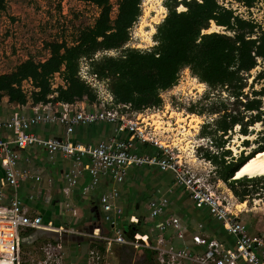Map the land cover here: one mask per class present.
<instances>
[{"label": "built area", "instance_id": "built-area-1", "mask_svg": "<svg viewBox=\"0 0 264 264\" xmlns=\"http://www.w3.org/2000/svg\"><path fill=\"white\" fill-rule=\"evenodd\" d=\"M218 3L226 9L233 10L234 15L254 22H256L255 8L262 5L264 9L262 0L252 6H248L243 0H234V2L218 0ZM67 43L69 44L68 41ZM99 54L101 51H98L93 58L82 57L78 71L80 79L86 82L97 96L96 100L91 102V108L75 109L66 103L62 110L45 106L32 116L16 111L7 119L0 118V128H6L13 133L11 139L0 138V161L4 171L3 177L0 178V264H24L21 245L22 233L25 231L39 229L59 232L77 231L58 225L53 220L46 221L42 215L32 213L23 202L19 192L21 181L28 178L40 180L41 176L30 168L21 169L18 166L20 153L13 149V143L20 148L44 147L51 156L56 152H62L72 157V164L64 174L66 193L69 188L77 184L84 170L88 171L91 178L83 187L84 193L94 189L102 175H110L115 181L122 182L131 166L156 165L161 170L172 171L176 185L188 191L196 206L209 208L212 216L219 220L225 231L234 237V246L229 247L219 240L196 234L193 240L206 246L203 254H192L185 249L176 251L163 249L159 244L164 241L165 230L175 228L182 234L179 218L170 216L157 225L158 245L150 244L149 236L143 234L146 240L144 245L156 251L161 264H184V260H189L190 264H264V234L251 233L245 221L241 219L238 208L222 195L216 184L212 183L211 177L216 174L215 166L211 159L199 153L201 146L204 149L208 148L206 142L188 139L185 127L177 122L176 114L183 111H178L173 100L174 97L185 95V91L179 92L180 90L176 91L172 89L173 87L162 90L160 105L134 110L130 103L122 104L116 101L110 87V76L100 74L92 65ZM190 72L189 67H183L179 72L178 81H181L183 73L188 77ZM56 79L58 81H55ZM51 84L52 88H57L59 85L67 86V82L59 72L51 77ZM173 86L177 87L176 84ZM198 92L202 93V90L198 89ZM98 121L118 123L117 132L127 130L132 138H138L157 147L159 153H139L131 138L122 139L112 136L96 144H81L70 139L41 137L29 130L34 124L59 122L66 124L67 134H70L79 123L90 124ZM85 158H88L87 163L84 162ZM9 190L11 194L7 197ZM118 196L119 190L116 187L101 195V222L105 225L102 230L97 227L93 233H85V235L105 240L108 244L141 247L143 245L139 243V233H136L133 239H128L123 232L119 222L123 210L115 201ZM34 197L35 195L30 196V198ZM6 198L8 202H5ZM49 199L50 196L47 195L45 200L48 202ZM168 203L167 196L151 200L148 205L149 216L155 218L162 214ZM132 219L138 221L136 217ZM105 230H107L106 234ZM41 240L45 241L39 245V251L46 257L38 260L37 264H72L66 262L64 243L53 239ZM3 250L12 252V256H6Z\"/></svg>", "mask_w": 264, "mask_h": 264}, {"label": "trees", "instance_id": "trees-1", "mask_svg": "<svg viewBox=\"0 0 264 264\" xmlns=\"http://www.w3.org/2000/svg\"><path fill=\"white\" fill-rule=\"evenodd\" d=\"M100 8L93 26L81 29L72 44L65 39L50 43V55L45 60L32 57L20 62L14 69L0 73V97L8 96L9 101L19 104L62 102L75 103L87 98L90 102L97 96L93 89L78 75L80 59L93 58L98 51L121 49L118 56L104 57V64L97 71L111 78L110 87L116 101L130 103L134 110L162 103L160 93L170 89L178 81L179 72L189 67L193 75L212 87L227 86L235 88V96H243L246 80L244 73L257 65V60L264 58V30L256 22L234 15L233 10L222 7L218 0H167V14L156 26L154 40L156 44L149 49L127 47L130 29L142 14L143 0H120L115 18L112 17L111 0H83ZM248 6L261 0H243ZM264 1V0H262ZM8 0H0V12L4 11ZM184 6L183 10L178 7ZM224 27L222 31H210L211 23ZM230 32V33H227ZM95 64V62H94ZM59 72L67 86L52 88L51 77ZM260 73L259 77H263ZM30 81V90L24 82ZM264 88L253 91L254 98L246 95L243 102L250 113L243 122V117L225 113L216 122V131L226 135L235 125H240V132L249 135V126L261 121L264 124L262 99ZM226 140L217 142L223 148ZM246 146L249 139L243 140ZM264 151V132L258 145L246 155L231 157L229 149L217 154L207 153V157L220 166L221 179L229 184L230 189L240 201L245 200L246 190L239 191L236 183L257 181L248 176L234 178L239 168L257 152ZM97 224L101 217L94 218ZM143 218L137 223L123 221L121 226L128 239H133L141 228ZM139 239L143 238L139 235ZM100 240V239H96ZM95 240V241H96ZM125 246V245H122ZM148 249L156 254L155 250Z\"/></svg>", "mask_w": 264, "mask_h": 264}, {"label": "rangeland", "instance_id": "rangeland-1", "mask_svg": "<svg viewBox=\"0 0 264 264\" xmlns=\"http://www.w3.org/2000/svg\"><path fill=\"white\" fill-rule=\"evenodd\" d=\"M166 1H142V14L130 29V39L123 48L133 47L146 50L156 44L154 34L156 26L163 21L167 14ZM111 2L114 6L112 17L115 18L120 0H111ZM183 9L184 6L182 5L178 7V10ZM99 12L100 8L98 6L83 0H8L5 10L0 12V73L12 70L28 57L45 60L50 55V43L55 40L66 39L71 44L77 38L81 29L93 26ZM254 14L257 24L261 27L257 30H262L264 28L263 6L258 5L254 10ZM209 29H211L210 31H225L224 27L217 26L214 22L211 23ZM120 53L121 49H114L107 53L101 51L95 64L93 62L92 65L95 69L97 67L100 69L105 63L104 57L118 56ZM260 73H264V58L261 57L252 70L244 73L247 85L243 89V96L238 98L235 96L236 90L234 87H212L198 77L195 79V75L191 72L188 77L183 73L181 81L179 80L176 83L177 87H171L176 91L180 90L179 92L181 90L185 91V95L174 97L173 100V104L178 107V111H183L176 114L177 120L184 116L188 117L186 121H178L185 127L187 138L202 143L206 142L208 148L204 149L201 146L199 150L202 156L207 157L208 152L217 154V151L221 153L229 149L231 154L226 157L228 161L233 156L239 157L241 153L247 155L251 149L258 145V139L264 132V124L261 121L250 125L249 135L245 136L240 132V125L238 124L232 130H229L226 135H222L221 131H214L217 120L225 113L231 112V114L243 117V122L248 119L250 113L245 110L243 102L246 101V95L254 98L253 91L264 88V76L259 77ZM55 81H58V79ZM24 87L30 90L32 88L30 81H25ZM198 89L202 90V93H199ZM258 98L262 99V109H264V94L258 96ZM84 101L90 102L87 98ZM195 117H198V119L190 121L189 124V119ZM193 124L198 125L192 126ZM246 138L249 139L248 146L243 142ZM221 140H226L223 148L218 147L217 144ZM212 163L216 171V174L211 177L212 183L216 184L222 195L238 208L241 217L244 214L256 212L258 217L252 216L256 224L253 223L250 226L253 231L250 228L249 230L253 234H264V175L251 177L257 181L249 179V181L236 183V188L239 191L246 190L247 192L244 200L246 205L240 206L238 205L241 202L239 198L234 195L229 184L221 179L220 166L213 160ZM79 208L81 210L80 214L84 215L77 224L73 221L75 215L72 211L69 214L65 213L62 221L67 220L70 225L81 227L86 222L84 217H87L86 213L88 211L81 206ZM251 208L255 211H249ZM243 219L246 223L247 220L244 217ZM64 225L68 227L66 224ZM86 238L80 243L71 241L64 243L66 262L72 264H118L121 244H108L107 241L102 239L92 241L88 236ZM30 240L29 234L23 236L21 245L22 260L24 264H37L38 260H43L46 257L44 253L39 251V245L45 240L38 242H30Z\"/></svg>", "mask_w": 264, "mask_h": 264}, {"label": "crops", "instance_id": "crops-1", "mask_svg": "<svg viewBox=\"0 0 264 264\" xmlns=\"http://www.w3.org/2000/svg\"><path fill=\"white\" fill-rule=\"evenodd\" d=\"M64 104L66 103L48 102L35 104L30 100L28 103L21 105L9 101L8 96H2L0 97V118L7 119L16 111L27 116H32L38 109L41 110L45 106L62 110ZM68 104L72 105L75 109L91 108L92 106L91 102L84 101V99ZM117 126L118 123L109 121H98L90 124L79 123L75 125L74 130L70 134H67L66 124L46 122L34 124L29 130L41 137L70 139L73 142L81 144H96L101 140H108L112 136L122 139L131 138L139 153H159L157 147L150 143L142 142L138 138H132L131 133L127 130L117 132ZM12 137V131L0 128V138L11 139ZM12 147L20 153L18 166L21 169L30 168L41 176L40 180L28 178L21 181L19 192L23 202L30 208L31 212L42 215L46 221L53 220L56 224L64 227V224H66L68 227L65 228L71 230L85 227L88 225L86 223L93 221L96 215H100L101 217V195L116 187L119 190V196L115 201L123 210L122 216L119 219L120 224L124 220L137 223L139 218L142 217L143 223L141 224V228L144 233H138L142 237L143 234H147L150 244H159L157 241V225L167 217L176 216L180 220L182 234L175 228L165 230L163 232L164 241L159 244L163 249H173L175 251L185 249L189 250L192 254H203L206 246L193 240V236L196 234L219 240L229 247L234 246V237L225 231L222 223L212 216L208 207L196 206L188 191L176 185L174 174L170 170H161L156 165L131 166L122 182L115 181L110 175H102L97 186L87 193L83 192V187L90 182L91 178L88 171L84 170L77 184L69 188L66 193L64 174L72 164V157H68L62 152H56L51 156L44 147L40 146L20 148L13 143ZM84 162L87 163L88 158H85ZM3 175L4 171L0 161V178ZM10 194L11 191L9 190L7 197ZM31 195H35V197L30 198ZM47 195L50 196L48 202L45 200ZM163 196H167L169 199L167 207H165L162 214L151 218L149 216V202ZM5 202H8V198H6ZM79 206L88 211L86 213L87 217H84L86 222L81 227H74L67 220H64L65 222L62 221L63 215L65 213L69 214L72 211L75 215L73 221L77 224L82 219V215H84L80 214L81 210ZM249 211L255 210L251 208ZM78 216L79 218H77ZM252 216L258 217V214L254 212L253 214H244L243 216L247 220L246 223L249 228L255 223ZM133 217H136L138 221H133ZM243 217H241L242 220H244ZM33 232L28 230L22 233V235L29 234V238H32ZM143 247L150 248L146 245H143ZM184 264H190V261L184 260Z\"/></svg>", "mask_w": 264, "mask_h": 264}, {"label": "water", "instance_id": "water-1", "mask_svg": "<svg viewBox=\"0 0 264 264\" xmlns=\"http://www.w3.org/2000/svg\"><path fill=\"white\" fill-rule=\"evenodd\" d=\"M97 227H100L101 230L103 228L102 225L97 224L95 220H93L91 222H88V228H89L88 232H84V226L79 228L77 231L65 230V231L59 232L56 230L39 229L33 232L30 242H35L40 239H53L55 241H60L62 243H67L69 241L80 243L87 239L85 233H93V231ZM90 240L95 241L96 238L90 237ZM23 242L25 241L23 240Z\"/></svg>", "mask_w": 264, "mask_h": 264}, {"label": "bare ground", "instance_id": "bare-ground-1", "mask_svg": "<svg viewBox=\"0 0 264 264\" xmlns=\"http://www.w3.org/2000/svg\"><path fill=\"white\" fill-rule=\"evenodd\" d=\"M211 29H206L205 31H210ZM188 119V117H181L180 120L178 121H186ZM198 117H195L194 119L190 118L189 119V124L190 121L192 120H197ZM198 125V124H197ZM196 124H193L192 126H197ZM183 127V126H182ZM245 136V135H244ZM264 151H259L257 152L253 157L249 158L240 168L239 170H237V172L235 173L234 178L238 179V178H242L244 176H250V177H254V176H263L264 175ZM238 205H246V201L240 202ZM89 228L88 225L84 227V232H88ZM107 230H105V234H106ZM139 243L144 245L146 244V240L145 238H141L139 239ZM5 251V250H3ZM8 251V250H7Z\"/></svg>", "mask_w": 264, "mask_h": 264}, {"label": "flooded vegetation", "instance_id": "flooded-vegetation-1", "mask_svg": "<svg viewBox=\"0 0 264 264\" xmlns=\"http://www.w3.org/2000/svg\"><path fill=\"white\" fill-rule=\"evenodd\" d=\"M3 253L6 256H12V252L10 251L5 250ZM118 256V264H161L157 254L151 253L148 249L133 245L122 246Z\"/></svg>", "mask_w": 264, "mask_h": 264}, {"label": "snow or ice", "instance_id": "snow-or-ice-1", "mask_svg": "<svg viewBox=\"0 0 264 264\" xmlns=\"http://www.w3.org/2000/svg\"><path fill=\"white\" fill-rule=\"evenodd\" d=\"M262 154H264V153H262Z\"/></svg>", "mask_w": 264, "mask_h": 264}]
</instances>
